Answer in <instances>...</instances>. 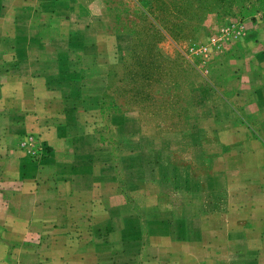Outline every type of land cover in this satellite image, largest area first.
Here are the masks:
<instances>
[{
  "label": "rangeland",
  "instance_id": "rangeland-1",
  "mask_svg": "<svg viewBox=\"0 0 264 264\" xmlns=\"http://www.w3.org/2000/svg\"><path fill=\"white\" fill-rule=\"evenodd\" d=\"M257 3L112 8L121 85L99 104L104 88H67L69 108L81 96L87 115L75 110L46 141L0 134V264H192L172 258V241L206 250L225 224H263L259 107L232 101L247 84L242 19L264 11ZM9 146L27 148L21 167L5 161ZM231 253L254 264L252 252Z\"/></svg>",
  "mask_w": 264,
  "mask_h": 264
},
{
  "label": "crops",
  "instance_id": "crops-1",
  "mask_svg": "<svg viewBox=\"0 0 264 264\" xmlns=\"http://www.w3.org/2000/svg\"><path fill=\"white\" fill-rule=\"evenodd\" d=\"M120 1L0 0L1 135H34L46 141L49 136L62 134L75 110L80 114L86 111L81 103L87 99L81 96L76 99L77 109L69 108L67 88H104L98 100L92 99L99 104L108 88L121 85L125 65L119 55L120 35L115 31L118 19L112 11ZM250 1L253 7L259 5V0ZM242 20L245 48L240 74L247 84L232 101L241 107H259L257 129L263 138L264 11ZM97 110L99 105L90 111ZM26 151L21 146L6 147L5 161L21 167ZM243 226L239 220L229 227L223 225L220 242L206 241V250L195 242L172 241V258L179 263L192 259V264H246L242 258L234 260V249L252 252L253 263L264 264V222ZM242 228L253 239L242 236L230 240Z\"/></svg>",
  "mask_w": 264,
  "mask_h": 264
}]
</instances>
